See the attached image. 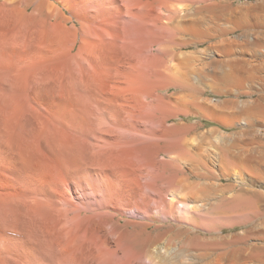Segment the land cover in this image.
Instances as JSON below:
<instances>
[{"label":"rangeland","instance_id":"1","mask_svg":"<svg viewBox=\"0 0 264 264\" xmlns=\"http://www.w3.org/2000/svg\"><path fill=\"white\" fill-rule=\"evenodd\" d=\"M247 1L235 0V5ZM137 2L138 0H69L66 17L70 20L68 28L71 33L65 38L64 44L52 53L50 61H40L34 56L24 60L17 59L23 52H34V49L39 48L38 40L34 45L22 42L16 45L18 56L10 54L12 45L3 44L8 56L0 60V264H103L111 256L115 259L114 264H135L128 258L135 249L127 243L125 231H129L133 225L151 223V220L140 218L137 210L141 208L139 212L145 214V218L153 215L158 221H166L165 212L158 213L157 208L147 209L148 202L159 203L163 201L162 198L168 199L167 190L163 192L165 182L161 179L158 181L153 175L169 172L166 164L174 162V169L180 170L181 177H191L193 184H200L194 174H189L193 167L184 163L187 162L185 158L190 161L196 157L198 161L199 157L197 150L185 147L186 138L178 142L159 133L153 134L150 132L152 125L140 118L136 122L131 118L127 119L133 129L117 126L115 121L116 109L111 108H121V104H124L126 110L135 111L138 107L134 103L138 106V101L135 100L134 90L140 88L129 82L132 81L131 61L135 59L132 49L127 44H121L114 53L111 29L115 26L123 34L128 32L136 19L134 10L127 7L131 3L137 6ZM124 9L129 10L127 12ZM156 11L163 21H171L176 17L169 15L165 9L157 8ZM192 16L204 18L205 26L231 27L230 34L226 37L232 40L241 41L248 33L245 29L232 30L233 25L227 20L230 15L226 12L201 10L192 13ZM258 31L264 33L262 29ZM174 36L178 38L179 35ZM220 37L218 35L195 45L176 40L173 44L176 51L173 53H159V50L153 52L149 46L147 56L164 54L162 68L167 73H173L172 67L179 64V54H195L193 56L200 59V65H208L206 74H210L213 71L210 66L223 58L218 55L221 54L218 50ZM250 43L255 44L252 39ZM258 43L255 44L257 49ZM99 46L108 59H112L115 54L121 58L118 71L113 70L117 81H121H118L120 86L113 87L108 94L105 92L106 95L99 88V63H103L104 70H109L110 73L112 68L109 69L108 60H104ZM235 50L238 53L240 51L239 48ZM238 53H235L234 58L242 59V54ZM258 58L263 60L264 54L258 55ZM116 59L118 58L115 56ZM126 84L131 93L124 88L122 91L127 92V95L129 92L131 96L120 92ZM196 92L188 91L183 95L189 99L201 96ZM168 93L165 91L162 95L167 98ZM203 96L215 98L210 92ZM127 99L136 102H129ZM145 103L146 98L143 96L142 104ZM182 120L199 124V128L187 136L191 140L207 133L212 127H218L215 123L195 117L187 119L181 116L173 121ZM173 121L168 125L173 124ZM110 130L114 133L109 132ZM223 130L234 132L240 129ZM179 143L185 148L184 159L174 150L166 152L160 148L165 146L169 149ZM153 146V158L158 165L155 169L150 164V148ZM108 158L117 161L115 166H106L110 161ZM201 159L205 167H211L206 169L218 170L216 166L209 164L208 159ZM226 159L228 162L235 158L228 154ZM103 166L106 168H102ZM128 172L130 175L126 174ZM130 180L134 182L131 183ZM222 184L235 185L231 179L223 180ZM238 230L241 231L242 228ZM235 231L237 230H227L225 234ZM199 233L204 240L210 236L204 232ZM188 241L191 240L161 237L154 247L158 250L161 247L166 250L170 248L169 251L184 248L193 251L192 253L211 249ZM110 252L114 254L111 255ZM190 258L183 256L182 264H206Z\"/></svg>","mask_w":264,"mask_h":264},{"label":"bare ground","instance_id":"2","mask_svg":"<svg viewBox=\"0 0 264 264\" xmlns=\"http://www.w3.org/2000/svg\"><path fill=\"white\" fill-rule=\"evenodd\" d=\"M132 3L127 8H132L135 12L133 15L136 20L133 25L126 34L121 33L119 28L114 26L111 29V36L114 53L117 51V46L121 44H127L132 49V56L135 59L131 61L133 69L131 68L132 76L129 78L132 81L129 82L140 88V90L136 88L134 90L136 91L135 100L138 101V106L136 103L134 106L138 108L135 111H129L121 103L123 105L121 108L110 107L116 109L114 112L117 126L132 128V124L129 120L127 121L128 118L134 121H137V118L147 120L152 125L150 132L159 133L175 141L186 138L185 147L188 150H197L198 156L201 157H197L198 161L197 159L189 161L183 156L187 161L184 163L193 167L189 174H194L200 180L198 185L190 181L191 177H181L180 170L174 169V162L166 164L169 172L159 176L157 173L153 175V178H157L158 181L161 179L165 182L163 192L167 190L168 199L162 198L163 201L159 203L148 202L149 206H146L149 210L157 208L158 213L165 212L166 221H158L153 215H147L145 218V214L139 212L141 208L137 210L140 218L151 220V223L133 225V228L125 231L127 243L135 249L130 253L129 260L134 261L135 264H145V262L147 264H182L181 258L187 256L206 264H264V59L258 58V55L264 54V33L258 31L259 29L264 31V0H248L240 5H235V0H138L137 6ZM157 8L165 9L169 15H176V17L171 21L167 19L163 21L156 11ZM68 10L69 0H0V60L7 55L3 44L12 45L10 54L18 56L19 52L15 50L16 45L20 42L25 45L29 43L34 45V42L38 40L39 43H36L40 44L39 48L34 49V52H23L17 59L24 60L34 56L40 61H50L52 53L54 54L58 47L64 44L65 38L71 33L68 28L70 20L68 16L66 17ZM201 10L229 13L227 20L232 23V30L245 29L248 33L241 41L229 39L226 36L230 34L231 27L227 29L219 26L215 28L205 26L204 18L192 16V13ZM174 35L179 36L175 38ZM218 35L221 36L218 50L222 51H219L221 54L218 55L223 58L211 65L212 67L210 66L213 68L212 73L206 74L208 65H200V59L193 56L195 54H183L184 52L179 54L178 66L172 67L173 73H167L162 68L164 54L168 51L172 53L176 51V46L173 45L176 40H181L183 44L195 45ZM250 39L255 44L260 43H258L260 45L258 49L255 44L250 43ZM149 46L153 52L159 50V53L164 54L147 56ZM235 48L240 49L242 59L234 58L235 53H238ZM100 51L102 55L104 52L99 46ZM115 56L118 59L115 60ZM115 56L108 59L107 55L103 54L104 60L109 61L107 63L109 69L112 68V73L104 70V64L99 63V88L104 95L114 89L113 87L120 86L118 83L120 80L117 81L113 70L118 71L121 58L119 59L117 54ZM125 87L129 86L126 84L120 89V92L125 93L123 95H127V92L122 91L123 88L130 92V87ZM172 90L175 92L172 93ZM165 91L169 92L167 98L162 95ZM188 91L201 92L198 93L201 96L191 97L192 101H190L191 99L183 95ZM129 92L128 95L131 96ZM204 92H210L215 98L203 96ZM114 95L113 97H116ZM143 96L146 98L145 104H142ZM243 97L249 99L244 100ZM125 98L126 96L124 100ZM135 100L128 101L136 102ZM117 101L120 100L117 99ZM181 116L187 119L199 118L201 121L215 123L218 127L207 129V133L191 140L187 136L198 129L199 124H190L185 120L173 121ZM171 121L174 123L168 125ZM222 127L240 130L227 132ZM109 132L114 133L113 130ZM160 148L166 152H173L172 150L178 149V145L169 149L165 146ZM150 151L151 168L155 169L158 166L157 160L155 162L153 158L155 146L151 147ZM228 154L241 156L242 168L237 170L227 167L224 159ZM203 157L218 170L206 169L210 166H204L201 161ZM217 159L220 161H216ZM113 161L114 159L108 161L106 166L110 167L112 164L115 166L117 161ZM128 168L130 171V167ZM130 172L132 173V170ZM225 179H231L235 185H221ZM238 228L242 230L239 231ZM124 230L125 228L123 232ZM227 230L237 231L225 234ZM199 232L210 234L207 240L202 237L195 238L199 241V245L211 247V249L192 253L193 251L184 248L182 250L174 248L169 251L170 248L166 250L161 247L158 250L154 247L158 245L162 235L166 237V235L192 233L200 236ZM110 254L114 253L110 252ZM114 261L115 259L111 256L103 264H114Z\"/></svg>","mask_w":264,"mask_h":264},{"label":"crops","instance_id":"3","mask_svg":"<svg viewBox=\"0 0 264 264\" xmlns=\"http://www.w3.org/2000/svg\"><path fill=\"white\" fill-rule=\"evenodd\" d=\"M206 11V10H205ZM197 52H199V51H197ZM220 52H222L221 50H220ZM200 53V52H199ZM201 54V53H200ZM196 93H201V92H196ZM205 94L206 93H208V92H204ZM178 142H180V141H178ZM241 143V142H240ZM178 145V149H176V151H175V153L176 154H178L179 155V157L181 156V158L184 156L183 154H184V146H183V144H181L180 145V143L179 144H177ZM181 154V155H180ZM231 156H233L235 159H229V161L227 162V156L225 157V163L227 164V167H229V168H242V164H243V159H242V157L241 156H235V155H233V154H230ZM184 158V157H183ZM193 159V161H195L196 160V158H192ZM206 159V158H205ZM234 160V161H233ZM229 163V164H228ZM230 165V166H229ZM233 165L234 166H239V167H233ZM190 234V235H189ZM189 234H184V235H177L176 234V236H175V234L174 235H166V237L167 238H171V239H175V238H190L191 239V242L190 241H188V243H196V244H198V240L196 239L197 237H200V236H195L194 234H192V233H189ZM161 237H165V235H162ZM196 237V238H195ZM194 240V241H193Z\"/></svg>","mask_w":264,"mask_h":264}]
</instances>
